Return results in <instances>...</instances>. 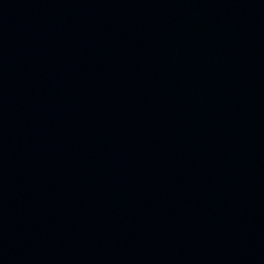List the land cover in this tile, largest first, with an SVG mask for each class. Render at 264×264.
I'll return each mask as SVG.
<instances>
[{"label":"water","instance_id":"obj_1","mask_svg":"<svg viewBox=\"0 0 264 264\" xmlns=\"http://www.w3.org/2000/svg\"><path fill=\"white\" fill-rule=\"evenodd\" d=\"M0 264H264V0H0Z\"/></svg>","mask_w":264,"mask_h":264}]
</instances>
